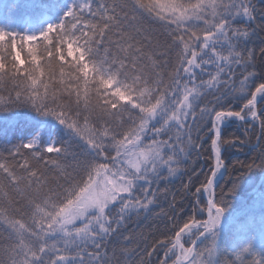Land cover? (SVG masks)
I'll use <instances>...</instances> for the list:
<instances>
[{"label": "trees", "instance_id": "16d2710c", "mask_svg": "<svg viewBox=\"0 0 264 264\" xmlns=\"http://www.w3.org/2000/svg\"><path fill=\"white\" fill-rule=\"evenodd\" d=\"M247 2L0 0V101L20 97L0 108V264H53L60 216L100 171L111 168L127 179L128 190L91 224L88 241L77 253H66V260L170 264L177 253L166 255L160 241L174 243L175 234L190 224L191 240L186 234L183 244L193 245L207 217L205 181L214 170V133L207 137L210 121L201 109L214 104L239 111L264 82L257 79L264 65V0H250L252 20L241 15ZM166 7L185 12V18L170 16ZM73 14L79 18L69 23ZM47 15L53 27L27 40V29L40 28ZM235 29L249 36L237 39ZM237 51L245 58L252 51L256 66L245 70L233 63ZM221 69L219 86L201 84ZM246 71L256 76L245 81ZM193 88L199 95L190 94ZM185 95H192V109L177 120ZM258 110V118L229 119L222 127L221 138L232 146L222 147L225 174L216 204L226 212L264 199V97ZM245 116L250 117L246 110ZM36 134L42 141L31 148L27 143ZM202 137L171 182L158 184L154 174L169 155L181 159L190 142ZM49 141L58 151L48 150ZM129 155L145 158L127 169ZM153 193L156 203L145 212L140 205ZM259 232L264 207L226 223L217 234L216 263L264 264V234L247 241ZM209 242L205 238L197 251Z\"/></svg>", "mask_w": 264, "mask_h": 264}, {"label": "rangeland", "instance_id": "374dc122", "mask_svg": "<svg viewBox=\"0 0 264 264\" xmlns=\"http://www.w3.org/2000/svg\"><path fill=\"white\" fill-rule=\"evenodd\" d=\"M34 1L35 0H27L28 4L30 5ZM71 1L78 4H81L82 2V0H71ZM71 10L72 7H68V12H70ZM165 12L170 16L175 17L176 19L178 18L184 19L186 16L185 12L180 11L174 7H166ZM53 22L54 21L51 16L49 15L45 16L41 20L40 28L29 27L27 29L25 34L26 39L31 41L35 38H38V36L41 34H46V32H49L48 30L53 27ZM80 54L84 59L85 55H83L82 52ZM17 59L21 64L23 63L22 58L18 52H17ZM191 100H192V95L188 96L187 101L183 100V104L176 116L177 120L181 118L184 112H187L190 109H192ZM225 123L226 121L224 122V124ZM41 141H42V134H36L31 138V140L27 143V145L31 148H35L40 145ZM48 150L58 151L53 141L48 142ZM142 158H145V156L142 155L141 157L136 155L134 156L129 155L125 159L126 161L125 166L127 167V169H132L131 168L132 166L139 167L140 160ZM223 171L224 168L221 167V174ZM127 173H129V171ZM126 181L127 179H123V177L120 176L119 170L115 168H111L108 170L103 169L95 176V178L87 186V188H85V190L78 198V200L73 204H71L62 213L56 227V231H59L58 233H60V237L59 236L55 237L54 240L56 241L51 243V248L52 246H54V248L53 249L50 248L51 253L53 252L55 254V257L53 258V264H60V263L71 264L70 263L71 260L69 259L66 260L67 258H65V254L72 251L77 253L79 249L82 247V244L88 241L89 239L88 231H90L89 228L91 224L96 222L106 211L109 205H111L114 201H116L118 194L122 192H126L125 191L126 189L128 190V186L124 184ZM204 196L208 200L207 191L204 192ZM113 197L115 199H113ZM101 207H103L104 209L103 213H101L100 211ZM262 207H264V199L262 198L257 199V201L256 202L254 201L253 204L238 205L235 208L231 209L229 212L223 211V214L221 213L223 217V222L224 224L230 223L236 218H238L240 215L246 212H254L260 210ZM216 216H218V213L214 212L213 217ZM221 229L216 231L211 230L209 232L210 234L206 237V238H210V242L204 244V246L201 247L200 250L196 251L193 258L186 264H217L216 260H217L218 244H219V238L217 234ZM186 232L189 233L191 232V230ZM262 234H264V232H259L253 236L251 235L250 237H248L247 241H256L261 237ZM185 236L186 234L184 233L180 238H181V244L185 249H187V247H185V245L183 244V239ZM249 244L250 243L246 242V246H248ZM60 246H62L61 252L59 249ZM175 251L177 254L174 261H178L180 260V257L182 255L181 251L183 250H180V248H176ZM197 253H200V255L198 256ZM189 257L190 255L188 256V258ZM174 261L172 263H174ZM72 263L82 264V259L77 258L73 260Z\"/></svg>", "mask_w": 264, "mask_h": 264}, {"label": "snow or ice", "instance_id": "6c2138e0", "mask_svg": "<svg viewBox=\"0 0 264 264\" xmlns=\"http://www.w3.org/2000/svg\"><path fill=\"white\" fill-rule=\"evenodd\" d=\"M242 7H243V11L241 13L242 17H247L249 20H252L253 19L252 13H253V11H255V8L250 3V0H248L246 5H244ZM78 18L79 17H77V16H75V14H73V18L69 23H74L75 20ZM221 27H223V26L221 25ZM233 31L235 32L237 39H241L242 36H249V33L247 32V30L235 29ZM253 35H255V31L253 32ZM261 44L264 45V41H262ZM260 51H261V53H264V47H261ZM262 58H264V57H262ZM192 63H195V61L193 60ZM233 63H235L237 65H243L245 70L254 68L256 66L255 60H254V55H253L252 51H248L247 58H245L239 51H237L235 53V60L233 61ZM200 67H201L200 64H196V68L199 69ZM222 71H223V69L217 71L215 76L211 77L207 82L201 81V84L203 85V84L207 83V86L211 87L213 82L216 81L217 86H219V77H220V74ZM260 72H261V75L259 77H257V79L264 80V65L261 66ZM254 76H256V73L254 71H246V75L244 76V80L247 81L250 77H254ZM225 83H227V82L225 81ZM191 93H197L199 95V89L193 88L190 91V94ZM257 95L264 97V82L260 83L259 86L256 87L255 93L251 95L250 99H248L246 103L242 104V108L239 111H232V110H225V109L217 110L215 108L214 104L211 106H206L205 108L201 109V114L206 115L210 121L209 129L207 132V137H209V133H214V135L211 138L210 147H209V160L210 161L214 160V164L212 165L214 170L211 172V176L213 179L216 177V175L219 172V170L221 169V167H223V161L221 159L222 147L225 144L232 146L231 141H228V140L221 138V136H222L221 129H222L224 122L229 120L230 118H237L240 121H245L246 120L245 110L247 112V116L251 115L253 117V119L257 118V112L255 110V106H256V102H257ZM19 99H20V97H18V96L13 97L10 95L6 101H0V108H7L8 103L18 102ZM215 99L217 101H220L222 98L220 96H217ZM184 100L185 101L188 100V95L184 96ZM190 107H191V105H190ZM69 127H71V125H69ZM262 128H264V123H262ZM202 139H203V137L200 139V141L198 143H195V144H192L190 142L189 150L186 152H182L180 154L181 159H175L174 160L172 158V156L169 155L168 159L164 162L162 168L158 169L157 172L154 174V178L157 181V183L159 184V182H161V181H163L165 183H170L172 177L175 176L176 173L180 170L179 165L181 163V160L184 159L189 154L190 151L197 150L200 147ZM261 159H262L261 167H264V155H262ZM169 165H171V167H169ZM213 179H208L205 181V183H206V189L205 190L208 192L207 205L209 208L217 207L216 203H214L215 200H213V198H212L213 197V192H212ZM125 191H127V189ZM197 193L200 194L201 196L203 195V193L201 192L200 189H197ZM147 196H148V194L145 193V197H147ZM113 199H115V198L113 197ZM221 202H223L222 199H221ZM155 203H156V198H155V194L153 193L151 198H147L146 203H144L143 205H140V207H143L144 211L148 212L150 210V208ZM173 206H174V204H173ZM137 210H139V208ZM100 211H101V213H103V211H104L103 207L100 208ZM219 211L222 213L223 209L221 208V209H219ZM210 219L212 220L213 223H216V224L219 223V216L210 217ZM209 227H211V224L209 225ZM185 228H187V225L183 226L180 229V231L175 234L174 243H173L171 238H169L166 241H160L161 246L165 247L167 249V251L165 253L166 255H167V252H172L173 255H175L174 250L176 248H180V250H183V251H181V253H182V255L180 257L181 261L184 259H187L189 255L193 254V248L185 249L183 247V245L181 244V238H180L181 233L187 234L188 239L191 240V236L187 232H185ZM169 244L172 245L171 248H168ZM197 255L199 256L200 253H197ZM162 264H165V262H162ZM174 264H179V262L174 261Z\"/></svg>", "mask_w": 264, "mask_h": 264}, {"label": "water", "instance_id": "95a60500", "mask_svg": "<svg viewBox=\"0 0 264 264\" xmlns=\"http://www.w3.org/2000/svg\"><path fill=\"white\" fill-rule=\"evenodd\" d=\"M259 101H260V95H257V102H256V106H255V110L257 112V117L259 116V112H258V103H259ZM232 119H237V118H232ZM251 119H253V117H250L247 120H251ZM221 159H222V154H221ZM218 175H219V172L217 173V175H216V177L214 179L212 178V176L210 177V179H213V186H212V192H213V197L212 198H213V200H215V197H216V184H214V182L217 179ZM214 203H216V201H214ZM214 211H219V208L218 207L209 208L208 213H207V219L204 222V224H205V226H204L205 230L201 234V236L194 242V244L192 246V248H193V254H191L189 258L185 259L182 262H179L178 261L179 264H186V263H188L193 258L194 254L196 252L197 246L201 243V241L203 240V238L209 234V221H210V217L212 216V213ZM222 213H223V211H222ZM191 226L192 225L187 226V228H185V230L189 229ZM217 229L218 228H215L213 230H217Z\"/></svg>", "mask_w": 264, "mask_h": 264}, {"label": "bare ground", "instance_id": "6f19581e", "mask_svg": "<svg viewBox=\"0 0 264 264\" xmlns=\"http://www.w3.org/2000/svg\"><path fill=\"white\" fill-rule=\"evenodd\" d=\"M216 212L218 213V216H219V223L218 224L213 223L212 220L210 219L209 225L211 224V227H210L211 229L217 228V227H219L223 223V217H222L221 212L220 211H216Z\"/></svg>", "mask_w": 264, "mask_h": 264}]
</instances>
